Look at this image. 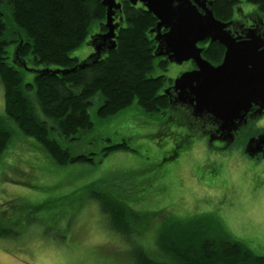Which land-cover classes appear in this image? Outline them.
Wrapping results in <instances>:
<instances>
[{
  "label": "rangeland",
  "instance_id": "rangeland-1",
  "mask_svg": "<svg viewBox=\"0 0 264 264\" xmlns=\"http://www.w3.org/2000/svg\"><path fill=\"white\" fill-rule=\"evenodd\" d=\"M239 1L238 18L254 11L247 0ZM259 18L264 21V14ZM97 33L94 26L70 56L79 62L90 57V38ZM202 58L213 65L210 55ZM188 70L168 63L166 72L153 73L175 80ZM94 111L91 130L58 140L70 156L94 163L59 165L3 117L0 86V123L9 131L0 152V215L19 235L0 239V264H129V240L152 255L159 234L200 215L216 218L232 238L264 256V159L251 163L243 156L250 128L217 152L199 135L184 139L175 116L158 120L136 103L105 121ZM122 141L133 151L100 157L105 146ZM114 201L125 208L129 238L114 234L103 220L100 208Z\"/></svg>",
  "mask_w": 264,
  "mask_h": 264
},
{
  "label": "trees",
  "instance_id": "trees-1",
  "mask_svg": "<svg viewBox=\"0 0 264 264\" xmlns=\"http://www.w3.org/2000/svg\"><path fill=\"white\" fill-rule=\"evenodd\" d=\"M102 1L0 0L2 115L59 165L94 163L84 155L70 156L58 143L59 138L76 140L80 132L93 128L92 107L99 121L133 103L158 120L170 114L169 99L163 91L172 80L153 73L155 69L166 72L168 61L154 56L156 44L149 31L156 20L143 6L122 0L121 15L114 16L118 26L113 49L105 44L98 55H90L83 62L70 56L89 38L94 26L98 33L92 37L106 32ZM247 2L263 17L264 0ZM240 3L212 0V14L220 22L232 21ZM204 54L210 55L206 59L214 65L221 60L223 48L214 43L203 50ZM8 133V126L0 123V152L8 142ZM127 150L133 151L126 141L109 144L101 149L100 157ZM100 211L110 231L129 238L122 204L114 201L111 206L102 205ZM206 217L181 220L172 232L159 234L152 255L129 240V264H264V256L232 238L219 220ZM6 222L0 215V239L19 236L16 229L5 226Z\"/></svg>",
  "mask_w": 264,
  "mask_h": 264
},
{
  "label": "water",
  "instance_id": "water-1",
  "mask_svg": "<svg viewBox=\"0 0 264 264\" xmlns=\"http://www.w3.org/2000/svg\"><path fill=\"white\" fill-rule=\"evenodd\" d=\"M117 1H102L106 32L90 39L91 56L98 55L105 44L110 45L108 49L114 48V30L118 26L114 24V16L121 9ZM127 1L133 6L140 3L156 20L149 31L155 34V57H164L175 65L191 62L195 66L194 70L181 73L163 91L169 96V104L187 106L196 119L211 117L218 124L217 132L231 143L250 106L256 104L264 109V23L262 28L236 35L231 29L232 22L214 18L212 2L208 0ZM205 41L224 49L218 66L202 58L203 49L198 45Z\"/></svg>",
  "mask_w": 264,
  "mask_h": 264
},
{
  "label": "flooded vegetation",
  "instance_id": "flooded-vegetation-1",
  "mask_svg": "<svg viewBox=\"0 0 264 264\" xmlns=\"http://www.w3.org/2000/svg\"><path fill=\"white\" fill-rule=\"evenodd\" d=\"M208 1L212 2V0H208ZM121 2L122 0L117 1V3H120V5ZM136 5L142 6L140 3H137ZM116 14L115 16L117 17L121 15L120 12ZM261 20L262 19H259L257 13L252 11L247 16L241 15L240 18H238L235 14L234 19H232V21L229 22H232L231 24L232 32L237 35L239 34V32H244L246 30L262 28V23H264V21ZM161 32L163 33L165 32V30L162 29ZM151 35L154 39L155 34H151ZM211 44L214 43H209L208 41H205L200 43L198 47L202 48L203 50H206L211 46ZM155 46H157V44ZM223 53H224V49H223ZM161 58L166 60V58L164 57ZM221 61L222 58L219 61V63L214 64L212 66H218L221 63ZM182 65H185L187 69H189L188 71H192L195 69V66L191 62L183 63ZM180 74L181 73H178L176 78ZM173 80L171 81V85H169V87L167 86V88H170L173 85ZM167 97L169 99V96ZM169 111L170 114L169 117L167 118L169 121H172V116H175V119L178 118L182 122L179 125V127H182V129L186 131L182 133V135L184 136L186 135L184 139L190 138V136L194 137L195 135H199L201 138L205 139L206 142H208V146L212 147L214 149L213 151H217V152H222L226 150L230 145H232L236 140L239 141V139H241L240 137L242 134V130H246L245 133H247V130L250 128V131L248 133L250 135H248V137L244 141V147L242 149L243 156L247 160H250L251 163L260 162L261 160L264 159V137H262L264 135V109L261 110L258 105L253 104L250 106L243 120L239 123L238 130L236 131V133L233 134V139L231 143H229L230 140L227 139L224 134L217 132L218 124H215V121L211 117L204 116L197 119L193 118L189 114L190 111L188 110L187 106L184 105H170ZM177 123L178 122H176V124ZM258 124H261V126L263 127H261L260 131L259 130L256 132L253 131L252 128ZM251 131H253L254 133H251ZM213 146L216 147L214 148Z\"/></svg>",
  "mask_w": 264,
  "mask_h": 264
}]
</instances>
